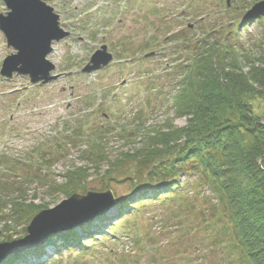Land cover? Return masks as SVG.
Here are the masks:
<instances>
[{
  "label": "rangeland",
  "instance_id": "1",
  "mask_svg": "<svg viewBox=\"0 0 264 264\" xmlns=\"http://www.w3.org/2000/svg\"><path fill=\"white\" fill-rule=\"evenodd\" d=\"M42 1L55 9L61 27L71 36L54 44L48 59L56 66L58 79L48 85H33L29 77L14 75L7 80L0 75V244L26 237L25 230L39 214L13 218L12 203L23 197L27 205L53 209L69 199L66 193L112 191L115 200L130 196L132 182L139 179L136 175L148 167L134 156L146 137L184 128L189 122L172 104L183 62L175 52L177 45L183 41L196 45L203 37L225 45L226 29L244 23L255 5L235 0L226 10L225 0ZM6 11L0 0V14ZM188 25L194 27L188 31ZM176 34L179 40L173 38ZM229 42L240 52L264 47V18L246 24L240 38ZM101 46L108 47L115 61L100 71L83 73ZM151 52L155 55L145 58ZM15 53L0 30V74L4 60ZM79 171L87 175L81 183L69 185L71 175ZM196 179L183 176L182 196L198 192L188 186ZM209 195L211 204L199 200L193 209L178 199L139 206L135 216L122 221L123 231L116 237L100 236L83 248L58 254L55 246L45 245L47 257L28 254V262L21 264L31 259L44 264H190L191 260L243 264L231 247L234 235L228 218L226 253L222 247L216 249L212 238L202 240L207 235L204 219L218 211ZM210 232H217L216 224Z\"/></svg>",
  "mask_w": 264,
  "mask_h": 264
},
{
  "label": "trees",
  "instance_id": "2",
  "mask_svg": "<svg viewBox=\"0 0 264 264\" xmlns=\"http://www.w3.org/2000/svg\"><path fill=\"white\" fill-rule=\"evenodd\" d=\"M224 4L230 10L228 2ZM251 23L228 27L225 45L210 37H203L196 45L186 41L177 45L175 52L183 62L177 79L179 91L172 104L179 116L189 118L188 125L146 137L134 156L148 167L136 175L139 179L132 182V194L116 198L115 213L98 219L88 230L81 228L51 237L47 246H55L56 254L83 247L100 236L116 237L123 231L122 221L135 216L139 206L178 199L193 209L199 200L209 203L212 194L217 202L212 208L218 211L211 219H204L207 235L202 240L212 238L216 249L222 247L226 253V234L230 238L227 223H231V247L241 255L240 261L264 264V47L240 52L229 42L230 38L238 40L240 30ZM173 38L180 39L177 34ZM246 67L248 72L244 71ZM86 175L85 171L74 173L69 185L81 183ZM187 175L197 176V182L188 185L198 191L190 198L181 195L186 190L182 178ZM50 186L53 189L54 184ZM12 204L17 220L47 209L27 205L24 197ZM2 212L0 201V218ZM215 224L217 232H210ZM104 229L108 231L104 233ZM46 247L33 254L47 257ZM24 256H14L4 264L27 263ZM44 263L32 260L29 264Z\"/></svg>",
  "mask_w": 264,
  "mask_h": 264
},
{
  "label": "water",
  "instance_id": "3",
  "mask_svg": "<svg viewBox=\"0 0 264 264\" xmlns=\"http://www.w3.org/2000/svg\"><path fill=\"white\" fill-rule=\"evenodd\" d=\"M7 13L0 14V30L8 48L16 52L3 63L1 75L12 79L14 74L29 77L32 84L47 85L58 79L56 66L49 61L53 45L70 36L61 27L60 16L42 0H2ZM230 5V0H227ZM264 17V0L256 3L244 16V21ZM151 53L150 55H152ZM148 55V56H150ZM114 61L107 46H102L83 69L92 73L108 67ZM116 206L112 191L74 194L53 209L40 212L27 228L26 237L0 244V264L11 256L29 254L42 248L48 240L63 232L87 226L108 215Z\"/></svg>",
  "mask_w": 264,
  "mask_h": 264
},
{
  "label": "bare ground",
  "instance_id": "4",
  "mask_svg": "<svg viewBox=\"0 0 264 264\" xmlns=\"http://www.w3.org/2000/svg\"><path fill=\"white\" fill-rule=\"evenodd\" d=\"M63 233H64V232H63ZM61 234H62V233H61ZM83 247H84V246H83ZM83 247H82V245H80L78 248H83ZM45 250H46V249H45ZM25 256L28 258V260L30 259L29 256H28V254H25ZM25 256H24V257H25ZM42 257H43V255H42ZM42 257H41V258H42ZM35 258H36V259H40V257H39V258H38V257H35ZM31 260H32V259H31ZM31 260H30V261H31ZM39 261L42 262V260H39Z\"/></svg>",
  "mask_w": 264,
  "mask_h": 264
},
{
  "label": "flooded vegetation",
  "instance_id": "5",
  "mask_svg": "<svg viewBox=\"0 0 264 264\" xmlns=\"http://www.w3.org/2000/svg\"><path fill=\"white\" fill-rule=\"evenodd\" d=\"M224 1V0H223ZM225 2H226V0H225Z\"/></svg>",
  "mask_w": 264,
  "mask_h": 264
}]
</instances>
